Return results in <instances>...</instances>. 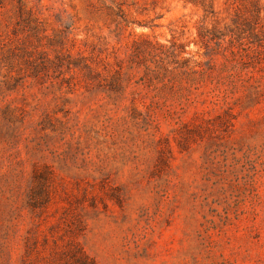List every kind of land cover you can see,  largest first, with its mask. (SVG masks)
I'll return each mask as SVG.
<instances>
[{
    "label": "rangeland",
    "instance_id": "obj_1",
    "mask_svg": "<svg viewBox=\"0 0 264 264\" xmlns=\"http://www.w3.org/2000/svg\"><path fill=\"white\" fill-rule=\"evenodd\" d=\"M0 264H264V0H0Z\"/></svg>",
    "mask_w": 264,
    "mask_h": 264
}]
</instances>
